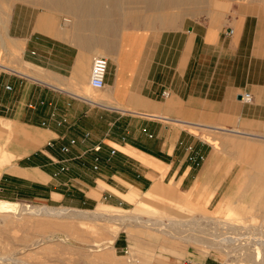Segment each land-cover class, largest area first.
<instances>
[{
    "label": "crops",
    "instance_id": "obj_1",
    "mask_svg": "<svg viewBox=\"0 0 264 264\" xmlns=\"http://www.w3.org/2000/svg\"><path fill=\"white\" fill-rule=\"evenodd\" d=\"M11 2L0 7V200L118 215L119 232L137 252L142 243L133 226L155 240L134 264H160L164 251L202 247L184 239L191 230L198 238L214 235L196 229L202 224L192 212L213 224L228 218L230 207L244 206L241 197L264 199V135L256 132L264 125V2L176 29L155 28L163 25L123 9L122 0ZM96 56L107 59V75L90 97L84 87ZM245 93L251 103L241 101ZM209 133L216 135L214 150L200 138ZM232 134L255 141L229 140ZM72 139L75 145L60 151ZM228 147L243 150L230 186L234 195L241 190L239 199L228 192L229 167L217 160ZM188 148L204 160L193 164ZM192 194H208L200 203H215L214 215L186 205ZM148 220L191 226L165 232L162 224L147 228Z\"/></svg>",
    "mask_w": 264,
    "mask_h": 264
},
{
    "label": "rangeland",
    "instance_id": "obj_2",
    "mask_svg": "<svg viewBox=\"0 0 264 264\" xmlns=\"http://www.w3.org/2000/svg\"><path fill=\"white\" fill-rule=\"evenodd\" d=\"M21 1L25 2V0H12L10 6L12 7L14 3ZM5 2L0 0V7L4 8ZM131 2H133L132 7H130ZM263 2L264 0H122V5L123 9L127 7L128 10L132 8L134 11H138V14L136 13L137 16L148 17L163 25V27L155 25V28L176 29L183 21L192 22L208 19L211 21L214 16L218 15L225 18L227 15H232L237 8L243 5L252 7L254 5H262L261 3ZM84 94L92 97L96 96L97 91L85 86ZM256 132H259V135H264V125ZM209 135L208 137H204L203 134L200 138L211 145L214 150L218 142L211 141L210 138L216 137V135L211 133ZM254 138L252 136L229 135V140L243 143L253 142L255 141ZM226 151L228 152H219L217 160L220 165H227L229 167V171L227 172V180L229 181L228 192L232 199H239L241 190L238 194L234 195L230 186L240 167L237 154L243 152V150L228 147ZM232 151L235 153V156L229 154ZM219 175L222 176L223 174ZM202 196L206 198L208 194ZM204 197L199 198L192 194L187 197L188 203L186 205L192 203L199 206L198 204H201L199 208L205 206L204 212L209 213L211 217L214 215L212 211L215 203H208L206 205L200 203V200ZM240 200H243L244 206L230 207V216L225 220L219 219L213 224H208L206 219L203 218L204 214L201 212H192L190 215L199 218L202 224V229L200 227L196 229H199L198 231L201 230V232L212 230L214 235L207 236L202 233V237L198 238L196 236L198 233L195 235V232L191 230V235L184 239L194 240L202 247L187 245L185 248L183 247L184 254L182 255H175L169 251H164L162 252L163 257L160 258V264H183L186 259H189L186 261H189L191 264L190 260L193 257L216 258V264H250L249 261L244 262L243 260H246L247 252H251L250 255L253 258L254 248L251 245L242 246L246 250H241V246L238 244L219 247L212 240L213 238L229 236L231 234H242L245 237L255 236L259 233L264 235V199L252 200L249 195H246L244 198L241 197ZM13 201H19L24 204L22 205L23 211L11 217L0 216V264H134L135 259L139 260L144 252L149 253L150 249L154 247L155 240L145 235V228L138 225L133 226L131 235L133 238H136L137 246L142 243L141 249L138 248L140 252H137V249L132 246L133 243L123 231L117 235L120 238V242L123 243L120 246H116L115 239L117 237L112 241L111 239L114 232L118 230V227L121 230L123 229L124 222L123 217L118 215L105 216L98 213H82V211L69 210L60 216L45 214L31 216L28 214L27 208L51 207L62 209L63 206H57L51 201ZM251 201L254 204L247 205ZM134 206L133 204L129 208ZM206 213L205 215H207ZM216 215L218 218H221L225 214L224 212H218ZM142 217L146 218V215L143 214ZM178 222H173L172 224L148 220L143 224H147V228H153L156 224H162L165 232H169L171 226L184 228L190 225L187 222ZM174 224H177V226H174ZM178 249L181 250L182 248L179 247ZM203 250L208 251L206 255H204ZM140 263L146 262L140 261Z\"/></svg>",
    "mask_w": 264,
    "mask_h": 264
},
{
    "label": "bare ground",
    "instance_id": "obj_3",
    "mask_svg": "<svg viewBox=\"0 0 264 264\" xmlns=\"http://www.w3.org/2000/svg\"><path fill=\"white\" fill-rule=\"evenodd\" d=\"M28 214L31 216L39 215V214H45V215H54V216H60L62 213H67V210H59L55 208H27ZM23 208L21 204L19 203H10L7 201L0 200V216H14L16 213L22 212ZM114 218V217H113ZM112 218V219H113ZM145 226V225H144ZM225 227V226H224ZM223 228V227H222ZM119 230L115 231L113 234V238L118 234ZM192 233V232H191ZM257 234V233H256ZM242 235V234H240ZM240 235H229V236H223L218 238H213V242L218 245L219 247H224L227 245H240L241 250L244 249L242 246H249L251 245L254 249L253 258L251 257L250 253L247 252L246 254V260L249 261L250 264H264V235L261 233L255 235V236H240ZM111 239V241L113 240ZM67 240V239H66ZM110 243V242H109ZM246 250V249H244ZM242 262V261H241ZM234 264V263H232Z\"/></svg>",
    "mask_w": 264,
    "mask_h": 264
},
{
    "label": "built area",
    "instance_id": "obj_4",
    "mask_svg": "<svg viewBox=\"0 0 264 264\" xmlns=\"http://www.w3.org/2000/svg\"><path fill=\"white\" fill-rule=\"evenodd\" d=\"M228 34H232V30H228ZM1 67V65H0ZM107 67H108V62L107 59L103 56H96L92 60V65L90 69V74H89V86L91 89L99 91L104 88L105 86V77L107 75ZM9 89V87H7ZM167 94L164 92L162 93V96L165 97ZM241 101L244 103H251L252 97L250 94L245 93L241 96ZM88 137V134L84 136L86 139ZM76 141L74 139L69 141V145L67 146H62L60 148V151L66 153L69 151L70 146L75 145ZM93 150L98 151L100 150V145H96L93 147ZM189 150V155L187 156V159L191 161L193 164L198 165L204 160V155L200 153L197 150H192L191 148H188ZM111 153H114V150H111ZM95 161H97V158H95ZM98 166L97 164H94L93 168L96 169ZM66 167H61V170H65ZM183 264H190L189 261L184 260Z\"/></svg>",
    "mask_w": 264,
    "mask_h": 264
}]
</instances>
